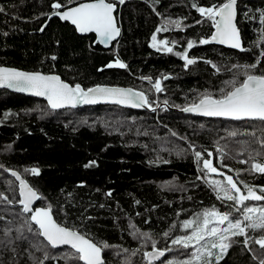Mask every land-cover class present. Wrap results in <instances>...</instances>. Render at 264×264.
Here are the masks:
<instances>
[{
	"label": "trees",
	"instance_id": "16d2710c",
	"mask_svg": "<svg viewBox=\"0 0 264 264\" xmlns=\"http://www.w3.org/2000/svg\"><path fill=\"white\" fill-rule=\"evenodd\" d=\"M82 1L86 0H59L65 7ZM111 1L119 7L122 36L107 49L94 43V34L80 35L58 17L48 20L55 0H0V66L56 73L86 89L129 86L143 91L152 104L147 110L118 105L53 110L40 98L0 90V165L4 166L0 168V264H82L73 259L69 247L52 248L35 235L34 224V231L28 230L25 221L30 214H21L17 181L5 169L19 171L41 195L40 205H51L58 222L110 245L103 251L106 264H147L144 253L152 249L151 240L134 238L136 230L149 233L158 248L166 249L169 236L188 231L182 227L185 220L207 209L229 211L200 178L205 171L195 151L203 158L213 152L215 164L232 169L234 179L239 170V186L243 181L264 187V174L247 171L252 163L249 153H264L259 142L264 140V124L182 112L202 93L219 95L222 88H229L226 82L242 72L232 65L251 64L259 57L264 50V42L257 43L264 0H237V24L247 51L198 43L209 38L214 28L193 3L209 7L224 0ZM167 20L182 24L180 29L169 26L168 31L156 33L159 39L175 42L169 44L173 53L184 51L188 41L195 42L189 57L197 58V63L187 69L176 55L151 47L152 35ZM117 59L127 68L106 67ZM205 60L221 71L217 73ZM261 73L264 59L255 69V74ZM157 79H162L163 91L160 105L154 107L147 82ZM231 131L238 135L230 136ZM258 159L264 161V155ZM92 161L91 167H85ZM33 167L39 175L25 172ZM165 232L170 233L167 238ZM234 239L238 243L220 264H259L264 259L259 245L250 243V251L243 246V237Z\"/></svg>",
	"mask_w": 264,
	"mask_h": 264
},
{
	"label": "snow or ice",
	"instance_id": "6c2138e0",
	"mask_svg": "<svg viewBox=\"0 0 264 264\" xmlns=\"http://www.w3.org/2000/svg\"><path fill=\"white\" fill-rule=\"evenodd\" d=\"M118 2L123 4L125 0H118ZM192 6L201 16L210 20L214 28V32L209 38L199 40L200 45L216 43L240 51L248 50L242 45L240 31L237 27V0H224L223 3L209 7L198 6L196 3H193ZM51 8L54 11L49 15V19L52 16H57L63 21L70 22L81 34L94 33L97 42L100 44L108 45L120 35V28L117 26L114 16L116 3L111 2V0H91V2L79 3L77 6L69 7L63 11L61 9H64L65 5L59 0H55L51 4ZM2 11L3 8H0V12ZM259 23L262 27L260 28L261 35L258 44L264 42V11H260ZM169 26L180 29L182 24L180 20H176L168 21L157 27L151 37V47L157 51L176 55L184 61V67L187 69L197 63V58L189 57V50L195 46V42L190 40L187 42L184 51L173 53V47L169 44L175 42L165 39L158 40L156 35V33L168 31ZM43 30L41 28V31ZM261 59H264V50L259 53V57L254 63L232 65V68L241 69L242 72L234 74V78L226 82L230 86L229 88H222L219 95H213L206 91L197 98V101L182 110L206 117H220L232 121H259L264 124V73L255 74V69L261 63ZM204 62L210 64L217 73L221 71L212 61L205 60ZM106 67L123 69L127 68V65L117 59ZM240 74L244 78L238 81L235 76ZM163 78L169 79L170 77L164 76ZM145 79L150 78L145 77ZM153 87L158 93L163 91L160 80H156ZM0 88H10L19 92H28L38 97H45L53 110L65 107L75 108L81 103L96 104L101 101L133 108L144 106L152 108V104L144 92L134 91L130 88L97 86L85 90L79 84L72 86L65 83L58 75H43L39 72L29 73L6 67H0ZM152 110L155 111L154 108ZM229 135L235 137L238 132L231 131ZM252 135L254 136L255 133ZM259 142L264 146V140ZM194 155L198 164L202 162L201 171H205L206 175L216 174L223 177V180L212 179L207 182L216 193L218 200L230 202L226 205L229 211H219L215 208L207 209L197 214L195 219L185 220L182 227L185 230L191 229L190 234L174 237L171 240V245L184 250L194 248L195 251L191 252L189 259L183 261L167 260L166 264H213L212 257H215V264H220V261L227 255L229 248L238 243L234 239L236 237L244 238L243 246L245 248H249L250 243H255L259 245L260 249H264V204L253 203L249 205L246 203L249 201L264 202V187L257 190L256 187L240 181L239 183L243 186L242 190L237 182L240 175L239 170L236 172L237 179H234L232 175H227L215 167L211 159H204L201 152L195 151ZM211 155L212 153L209 152L208 156ZM262 155L264 153H249V160L252 163L247 171L264 174V161L258 159ZM240 162L248 163L244 160ZM94 163L92 161L85 167H91ZM222 166L227 167L226 165ZM3 167L0 165V168ZM5 171H10L11 176L19 182L20 199L18 203L22 206L21 214H31L25 221L30 232L34 231L32 228L34 224L36 226L35 235L42 236L52 248L70 247L73 250V259L82 262V264H106L102 253L110 245L106 242L97 243L87 233L58 223L53 218L51 205L34 209L33 205L42 199L41 195L21 177L20 173L9 169H5ZM25 172L39 175L40 170L33 167L25 169ZM2 195L0 194V196ZM108 195L110 196L111 193L109 192ZM3 199L7 200V197H3ZM234 212L240 213V216L234 217ZM131 227L135 228L134 225ZM7 231L10 232L11 229ZM250 231H259L261 235L259 238H254L249 234ZM132 235L134 238L151 240L152 251L144 253L147 264H153V261L165 257L166 252L173 251L172 247L158 249L157 242L151 239L149 233H140L136 230ZM169 235V232L164 233L166 238ZM249 250L251 251L250 248ZM124 251L127 252L128 250L124 249ZM44 258L48 259L47 252H45ZM254 258L258 257L254 255ZM39 264H43V261H40ZM259 264H264V259H259Z\"/></svg>",
	"mask_w": 264,
	"mask_h": 264
},
{
	"label": "water",
	"instance_id": "95a60500",
	"mask_svg": "<svg viewBox=\"0 0 264 264\" xmlns=\"http://www.w3.org/2000/svg\"><path fill=\"white\" fill-rule=\"evenodd\" d=\"M84 2H91V0H86V1H82V2H80V3H84ZM112 2V1H111ZM114 3V2H113ZM79 3H77V4H75V5H72V6H69V7H75V6H77ZM237 5H238V1H237ZM69 7H65L64 9H61V11H63V10H66L67 8H69ZM237 7V6H236ZM118 11H119V7H118V5L116 4V9H115V11H114V16H115V18H116V22H117V26L120 28V35L115 39V40H113V41H111L108 45H104V44H100V43H98L97 42V37H96V35L94 34V33H86V34H81V33H79L80 35H89V34H94V36H95V40H94V43L95 44H99V45H101L103 48H107V49H109V48H111L112 46H113V44H115V43H117L119 40H120V38H121V36H122V27H121V25H120V23H119V18H118ZM53 17H57V16H52L51 18H53ZM237 17H238V8H237ZM59 18V17H58ZM60 19V18H59ZM48 20H49V18H48ZM61 20V19H60ZM61 21H63V20H61ZM63 22H68V21H63ZM68 23H70V22H68ZM71 24V23H70ZM72 25V24H71ZM73 26V25H72ZM237 27H238V24H237ZM239 28V27H238ZM239 31H240V28H239ZM213 32H214V30H213ZM240 37H241V42H242V45H243V40H242V35H241V31H240ZM214 44H216V43H214ZM217 45H220V44H217ZM220 46H223V47H225V48H228V49H232V48H230V47H228V46H226V45H220ZM233 50H238V49H233ZM0 67H6V68H13V69H16V70H19V71H24V72H29V73H33V72H39V71H26V70H23V69H20V68H17V67H13V66H0ZM39 73H41V74H43V75H58L65 83H68L69 85H72V86H75V85H73V84H71V83H69L68 81H66V80H64L59 74H56V73H43V72H39ZM80 85V84H79ZM83 89H85V90H87V89H89V88H84L82 85H80ZM97 86H101V87H115V88H124V89H133L134 91H140V92H143V91H141V90H137V89H134V88H132V87H129V86H118V85H94V86H92V87H90V88H94V87H97ZM7 90V91H10V92H12V93H18V94H22V95H25V96H30V97H37V98H40V99H42V100H45L46 102H47V99L45 98V97H38V96H35V95H32L31 93H28V92H19V91H16V90H14V89H10V88H0V90ZM146 95V94H145ZM47 104H48V102H47ZM94 105H118V104H115V103H111V102H105V101H101V102H98V103H96V104H78L75 108H81V107H86V106H94ZM118 106H120V107H123V108H130V109H134V110H147L149 107H147V106H144V107H140V108H133V107H131V106H126V105H118ZM50 107V106H49ZM66 108H72V107H65V108H61V109H66ZM61 109H56V110H61ZM182 112L183 113H185V114H191V115H195V116H201V117H205V118H220V117H206V116H202V115H199V114H196V113H191V112H185V111H183L182 110ZM222 119H225V118H222ZM11 170H15V169H11ZM15 171H17V170H15ZM18 173H20L19 171H17ZM20 175H21V177L23 178V179H25L28 183H29V185L31 186V187H33L31 184H30V182L20 173ZM17 184H18V194H19V182L17 181ZM33 189H35L34 187H33ZM36 190V189H35ZM37 191V190H36ZM38 192V191H37ZM39 194V193H38ZM40 195V194H39ZM20 198V197H19ZM40 201H41V199L40 200H38V201H36L35 203H34V205H33V208L35 209L36 207H44V206H42V205H40ZM19 204V203H18ZM20 205V204H19ZM21 206V205H20ZM22 207V206H21ZM53 213V212H52ZM30 214V213H29ZM31 215V214H30ZM53 218L54 219H56L55 218V216H54V214H53ZM58 222V221H57ZM58 223H60V222H58ZM44 239V238H43ZM63 247H68V246H61V247H58V248H63ZM70 248V247H69ZM158 248V247H157ZM158 249H163V248H158ZM150 251H152V249H149V250H147L146 252H150ZM102 255H103V257H104V253H102ZM162 258H164V257H162ZM162 258H160L159 260H155V261H153V263L154 262H158V261H160ZM104 259H105V257H104Z\"/></svg>",
	"mask_w": 264,
	"mask_h": 264
},
{
	"label": "rangeland",
	"instance_id": "374dc122",
	"mask_svg": "<svg viewBox=\"0 0 264 264\" xmlns=\"http://www.w3.org/2000/svg\"><path fill=\"white\" fill-rule=\"evenodd\" d=\"M118 1V0H117ZM120 4V3H119ZM168 21V20H167ZM157 39L158 40H160L159 39V37L157 36ZM157 80H160L161 81V85H162V79H157ZM149 85H150V87H151V89H152V92L154 93V98H153V103H154V107H158L159 105H160V92L158 93V92H156L155 91V89H154V87H153V85H154V83H150L149 81L147 82ZM192 150H193V147H192ZM210 153H212V155L211 156H208V157H204V159H211L212 161H213V165L215 166V167H217L221 172H224L225 174H227V175H232V174H230V171L229 170H227L228 168H226V167H224V168H222V167H220V166H218L217 164H215V155H214V153L213 152H210ZM199 168V167H198ZM199 176H200V178L202 179V180H204V182H206V184L210 187V185H209V183L207 182L208 180H212V179H217V180H223V177L222 176H219V175H216V174H209V175H206V172L204 173V174H199ZM233 176V175H232ZM233 178H234V176H233ZM239 186V185H238ZM241 188H242V190H243V186H240ZM211 189H212V187H210ZM259 188H257V190H258ZM213 190V189H212ZM214 192V191H213ZM215 193V192H214ZM223 203H225V205H227V203H230V202H224V201H222ZM262 204H264V202H261ZM205 211V210H204ZM219 211H224V210H219ZM203 212V211H202ZM233 216L234 217H239L240 216V213H233ZM184 229V228H183ZM185 230V229H184ZM190 232H191V229H189L188 231H184V233H180V234H177V235H173V236H169L168 238L170 239L169 241H168V246L169 247H172L173 248V251H171V252H169V255H166L164 258H162L160 261H158L159 262V264H166V262H167V260H174V261H183V260H186V259H189L190 258V254H191V252H193V251H195V249L194 248H190V249H188V250H184V249H180V248H177V246H172L171 245V240L174 238V237H176V236H181V235H188V234H190ZM257 232V231H256ZM256 232H253L254 234H256ZM247 249H249V248H247ZM145 250V249H144ZM174 250H180V253H178L177 251H175L174 252ZM214 251H216V250H214ZM212 259V262H213V264H215V257H212L211 258Z\"/></svg>",
	"mask_w": 264,
	"mask_h": 264
}]
</instances>
